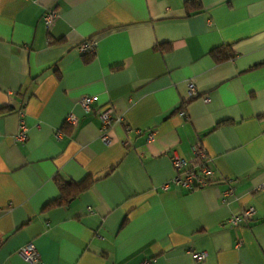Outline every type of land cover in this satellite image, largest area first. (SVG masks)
<instances>
[{
  "label": "crops",
  "instance_id": "1",
  "mask_svg": "<svg viewBox=\"0 0 264 264\" xmlns=\"http://www.w3.org/2000/svg\"><path fill=\"white\" fill-rule=\"evenodd\" d=\"M108 105L122 120L104 143ZM196 142L210 183L173 186L172 154ZM87 176L51 203L57 179ZM262 185L264 0H0V264H33L28 244L39 264H264Z\"/></svg>",
  "mask_w": 264,
  "mask_h": 264
},
{
  "label": "built area",
  "instance_id": "2",
  "mask_svg": "<svg viewBox=\"0 0 264 264\" xmlns=\"http://www.w3.org/2000/svg\"><path fill=\"white\" fill-rule=\"evenodd\" d=\"M56 18V13L54 11L48 10L44 12L42 16L43 23L46 28L50 26L52 21ZM95 43L91 40H85L79 45V51L83 54H90L94 52ZM188 90L190 93L193 92L194 88L191 83L188 84ZM92 97H84L80 100V106L84 112L90 111V104L92 102ZM183 114V113H181ZM100 127V140L104 143L109 141V128L115 121H121L122 119L113 117V109L111 106H106L97 114ZM64 123L69 126H74L77 123V117L73 114H68L64 120ZM125 130L130 132L129 127H125ZM26 127L24 124H20L19 130L15 135V140L24 141L26 138ZM136 130H134L135 132ZM152 139V134L148 135V140ZM126 142V141H125ZM191 159H184L176 154H172L171 163L175 171L174 177L169 181L170 184L176 187H182L186 190H193L196 188L204 187L210 183L211 176L213 174L212 170L208 167V155L201 143L196 142L191 148ZM169 184V183H168ZM168 185H164L166 188ZM264 187V185H262ZM254 214V209L252 207L243 208L240 213L230 215L226 219V223L235 227L243 220L252 219ZM18 254L25 260L33 264H39L40 259L36 249L28 244L21 247ZM192 259L196 263H201L205 257L206 253L204 251L196 252L190 251ZM140 264H152L150 260L141 262Z\"/></svg>",
  "mask_w": 264,
  "mask_h": 264
},
{
  "label": "trees",
  "instance_id": "3",
  "mask_svg": "<svg viewBox=\"0 0 264 264\" xmlns=\"http://www.w3.org/2000/svg\"><path fill=\"white\" fill-rule=\"evenodd\" d=\"M165 46V47H164ZM164 49L167 50L168 46L163 45ZM211 54L218 60L223 61L233 56V52L230 49L227 51H222L221 49H213ZM95 181L94 178L87 176L82 181L78 183H74L72 181H65L61 179H57L56 182L58 184L60 196L51 203H61L62 201H68L72 198V196L86 189L90 184Z\"/></svg>",
  "mask_w": 264,
  "mask_h": 264
}]
</instances>
